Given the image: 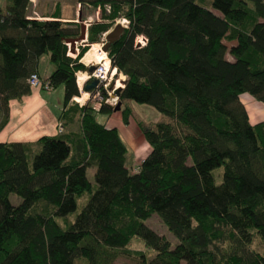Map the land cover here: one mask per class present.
Masks as SVG:
<instances>
[{"label":"trees","instance_id":"trees-1","mask_svg":"<svg viewBox=\"0 0 264 264\" xmlns=\"http://www.w3.org/2000/svg\"><path fill=\"white\" fill-rule=\"evenodd\" d=\"M4 1L0 130L9 101L30 93L27 79L43 55L53 66L46 80L63 88L62 107L79 97L76 74L87 70L80 60L88 50L69 55L65 42L79 35V24L28 19L30 0ZM76 2L101 11L87 30L89 45L116 20L128 22L105 50L125 77L116 112L123 124L127 101L160 117L137 124L149 152L134 174L118 130L97 120L114 113L104 105L73 104L81 141L75 157L64 134L39 138L36 152L0 143V264H111L120 255L137 264H264V121L251 125L239 102L248 94L264 104V0H210V8L206 0ZM137 37L146 39L141 48ZM224 41L234 44L227 49ZM152 215L174 246L146 226ZM133 239L153 254L128 250Z\"/></svg>","mask_w":264,"mask_h":264},{"label":"crops","instance_id":"crops-1","mask_svg":"<svg viewBox=\"0 0 264 264\" xmlns=\"http://www.w3.org/2000/svg\"><path fill=\"white\" fill-rule=\"evenodd\" d=\"M70 3L69 5L71 6ZM75 5L77 6L76 1L74 6L68 9L63 0H30L28 19L41 21L52 20L53 17H58V20L62 22L76 23L73 19V9L76 7ZM5 6V1L0 0L1 13H5ZM84 11L86 13L84 17L88 16L89 11ZM52 71L53 66L49 61L48 55L41 56L37 61L36 74L41 80H46ZM124 78L122 77V81L125 80ZM52 97V92L47 93L39 88L30 87V93L27 96L9 101L8 119L5 126L0 130V143L31 144L32 150L36 152L38 150L34 145L36 141L43 136H56V125L59 123L62 125L61 134H64L71 145L70 156H77V153L81 150V141L76 137L80 129V116L78 110L71 102L65 109L63 107H58L56 104L57 95L54 102ZM239 102L245 108L251 125L264 121V104L257 102L248 94H242L239 97ZM112 116L114 115L112 114L110 117L107 116L106 121L102 124L108 128H116L118 130L120 138L127 148L126 167L134 174L137 172L134 167L135 163L140 165L148 154L149 148L145 142H138L135 135L128 131V124H110V118ZM134 133L137 134L135 129ZM130 135L133 136L130 138ZM132 139H135V142ZM144 147H146V152L143 155L139 154V149H144ZM87 172H91V175H93L94 168L87 169L86 175Z\"/></svg>","mask_w":264,"mask_h":264},{"label":"rangeland","instance_id":"rangeland-1","mask_svg":"<svg viewBox=\"0 0 264 264\" xmlns=\"http://www.w3.org/2000/svg\"><path fill=\"white\" fill-rule=\"evenodd\" d=\"M63 1L66 4V7L68 9H70V8H72V6H74L75 1H77V0H63ZM206 1L208 3L207 2H203V4L206 7L210 8V2H209L210 0H206ZM69 3L71 4V6L69 5ZM80 10H81V8L78 5L73 9V19H74V21L76 23H77L78 15L80 14V18H83L84 15L86 14L84 10L87 11L86 8H84V10L83 9L81 11ZM88 11H89L88 15L91 16L93 19H95L93 17L95 15V13L92 10H88ZM94 21H96V20H94ZM77 24H79V23H77ZM79 26H80V24H79ZM86 35H87V32H86ZM223 43L226 45L227 49H229L234 44L233 42H227V41H224ZM79 48L80 47L76 48L77 51L79 50ZM75 54H76V52H75ZM75 54L69 53V55L71 57H74ZM226 59H228L230 61L232 60L228 55H226ZM80 63L83 64L85 67H88V66H86V63L82 62L81 60H80ZM79 73H84V72H79ZM79 73L76 74V77H79L78 76ZM121 76H122L121 74H117L116 73V76L113 78V81L118 79V80L121 81V85H123V81H122V77L123 76L122 77ZM84 85L85 84H82L80 87H78V89H79V97H77V98H80V99L83 100L80 103L88 104L89 106H91V104L93 105V103L91 101H88L87 92H85L83 90ZM42 91L46 92L44 90H42ZM51 92L53 93V97H52L53 98V102L56 99V95H57V103L56 104H57L58 107H62L63 98H64L63 88L62 87H58V88L52 90ZM51 92H47V93H51ZM84 94H86V96ZM71 103L75 104V102L73 100L71 101ZM124 105L131 109L130 110L131 116H130V119H129V122H128V131L132 132L135 135V138H136V140L138 142H144L143 139H142L141 134L139 133V131L137 129L138 128L137 124L141 123L143 125H148V124L155 123V122L158 121V119H159L158 117H160V116L152 108L147 107V106H143V105H138V104H135V103H133L131 101H127L126 104L124 103ZM113 115L114 116H112L110 118L111 119L110 124L119 123L118 125H120V124L124 125L119 113H113ZM106 118H107V115H103V114L97 115V120L100 123H104L106 121ZM134 129L137 131V134L134 133ZM132 136L130 135V138ZM128 137H129V135H128ZM132 140L135 142V139H132ZM145 152H146V147H144V149L140 148L139 151H138V153L141 154V155H143ZM134 167H135V169L138 168L139 164L135 163ZM221 172H222V168H218V169H215L213 171V174H214V176L216 178V183L217 184H219V182H220ZM87 178H88L89 182L94 185L93 175H91V172H87ZM9 199H10V203L13 206H17L20 203V199L18 197L14 196V195H11ZM84 203H85L84 198L82 200H79L78 206H77V210H76L75 213L79 212V210L81 209V207L83 206ZM75 213L71 215L72 220H73V218L75 216ZM145 224L150 230H152L158 236H161L164 239H166L167 241H169L171 243V245L174 246L177 243L175 238L167 231V229L163 226V224L160 222V220L158 219V217L156 215H152L146 221ZM127 249L130 250V251H142L144 254H146L147 257L153 254L152 252H150L147 249H145L143 244L139 240H136V239H133L129 243V245L127 246ZM252 249H255V250L259 251V252L261 251V246H260L258 241H256V240L254 241V243L252 245ZM137 262H138V259L133 257V256L120 255L111 264H137Z\"/></svg>","mask_w":264,"mask_h":264},{"label":"built area","instance_id":"built-area-1","mask_svg":"<svg viewBox=\"0 0 264 264\" xmlns=\"http://www.w3.org/2000/svg\"><path fill=\"white\" fill-rule=\"evenodd\" d=\"M80 7V5H78ZM84 8L88 10H92L89 6H84ZM83 8V10H84ZM106 12L109 11V7H105ZM95 15L93 16L95 19H93L91 16H85L83 19H81V22L85 26V31L87 32L89 26L96 20V22L100 21V8H96L92 10ZM79 23V24H80ZM120 25L123 27V30L127 28L128 22L125 19L116 20L113 24V26L110 28L109 31L102 34L101 39L96 44L89 45L87 42V35L85 34V39L81 41L80 43L76 44L75 46V52L77 53V47H84L87 46L88 49H91L93 45L97 46L96 54H100L104 57V60L102 61H93L90 62L88 67H93V71L91 73L84 72L85 80L82 84H86L87 82H91L93 80L97 81V85L89 92L88 95V101H91L93 105L91 104V107L93 110L97 111L100 106L104 105L107 107H115L118 103V96L115 95V91L120 90L123 85H121V81L116 79L113 81V78L116 76V70L111 68V62L109 57L107 56L106 51L103 50V48L106 45V36L108 33L111 32V30L116 26ZM146 39L144 37H137L135 40V47L141 48L145 45ZM67 48L69 45L66 43ZM87 67V68H88ZM79 73V72H78ZM27 84L30 87L39 88L41 90H44L46 92H51L53 88L49 84L47 80H41L37 74H31L29 78L27 79ZM79 107H82L84 103H80L78 99L73 98L72 99ZM57 134L62 133V125L57 124L56 125ZM138 168H136L137 170Z\"/></svg>","mask_w":264,"mask_h":264},{"label":"water","instance_id":"water-1","mask_svg":"<svg viewBox=\"0 0 264 264\" xmlns=\"http://www.w3.org/2000/svg\"><path fill=\"white\" fill-rule=\"evenodd\" d=\"M77 22L80 23L81 22V18H80V14L78 15L77 18ZM123 32V27H121L120 25H116L110 33L107 34L106 36V45L103 48V50L105 51L106 48L114 43L115 41H117L120 37V35ZM85 39V26L80 23L79 26V35L76 38L73 39H68L66 40L65 43H67L69 45L68 48V52L75 54V46L76 44L80 43L81 41H83ZM93 71V67H88L86 72L91 73ZM97 85V81L93 80L91 81L89 84L84 85L83 90L87 93H89L95 86ZM115 95L118 96L119 95V90L115 91ZM120 103H117V105L115 107H108L110 110H112L114 113L118 112L120 110Z\"/></svg>","mask_w":264,"mask_h":264},{"label":"bare ground","instance_id":"bare-ground-1","mask_svg":"<svg viewBox=\"0 0 264 264\" xmlns=\"http://www.w3.org/2000/svg\"><path fill=\"white\" fill-rule=\"evenodd\" d=\"M96 50H97V46L93 45V47L91 49H88L87 52L84 53L83 57L81 58V61L86 63V65H88L90 62H93V61L97 62V61L104 60V57L102 55L95 53ZM78 76L79 77H76V83H77V86L80 87L85 80V75L83 73H79ZM84 95L86 96V94H84ZM76 99H78L79 102L83 101L82 99L77 98V97H76Z\"/></svg>","mask_w":264,"mask_h":264}]
</instances>
